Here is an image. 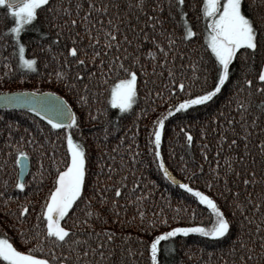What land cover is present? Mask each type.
I'll return each instance as SVG.
<instances>
[{
  "label": "snow or ice",
  "instance_id": "snow-or-ice-1",
  "mask_svg": "<svg viewBox=\"0 0 264 264\" xmlns=\"http://www.w3.org/2000/svg\"><path fill=\"white\" fill-rule=\"evenodd\" d=\"M0 7L11 18L6 34L0 37L3 50L11 47L10 55L0 52L3 76H19L21 81L29 75L47 76L66 90L64 95L36 87L0 90V108L23 109L25 115L34 114L46 122L42 126L31 116L29 127L11 119L5 122V143L15 151L18 168L11 184L8 178L0 184V264H137L136 257L145 252L150 264H162L161 242L189 234L212 238L218 244L227 241L220 249V264H264V0H0ZM189 10L195 13L196 23L203 25L199 48L193 44L198 33ZM29 32L35 35L23 40V34ZM33 44L44 54L43 73L40 57L26 55V48ZM236 60L240 74L233 80L231 66ZM201 78L207 86L191 94L188 81ZM226 82L232 86L224 103L199 130L206 138L210 124L217 133L216 163H209L207 173L198 165L189 177L192 183L182 182L162 158L166 119L190 106L214 103L224 95ZM186 90V98L169 104L151 121L148 151L151 164L165 180L205 206L211 223H195L193 210L192 223L158 231L146 240L144 236L166 225L168 219L146 218L143 202L151 189L131 198L140 187L139 178L127 183L123 155L119 167L114 166L116 146L109 149L107 141L120 126L109 113L112 109L135 112L139 119L155 111L157 101ZM141 100L143 108H139ZM85 111L88 120L100 124L95 180L90 179L88 148L72 131L80 127ZM5 115L8 113L0 115V122ZM57 130L66 145L59 160L51 138ZM180 131L191 144L192 132ZM124 140L120 136L119 143ZM24 145L39 157L37 170L27 183L24 173L31 153ZM125 148L131 159L127 166L133 171L138 163L145 168L139 144L136 151L132 142ZM201 151L208 160V145ZM45 156L50 157L49 167L55 174L43 199L37 200L33 195L39 196L46 173L51 175L44 166ZM0 169L7 171L6 164H0ZM188 171L186 164L181 167V172ZM197 174L204 178L207 189L218 190L223 205L196 186ZM114 177V183L106 182ZM33 184L34 191H30ZM130 206H134L131 216ZM175 211L179 218L181 209ZM133 227L138 230L136 235L126 231Z\"/></svg>",
  "mask_w": 264,
  "mask_h": 264
},
{
  "label": "trees",
  "instance_id": "trees-1",
  "mask_svg": "<svg viewBox=\"0 0 264 264\" xmlns=\"http://www.w3.org/2000/svg\"><path fill=\"white\" fill-rule=\"evenodd\" d=\"M6 10L3 7H0V37H3L5 33V28L10 26L11 19L5 15ZM190 21L194 25V30L197 31V38L194 40L193 44L199 48L203 40V25L202 23H196L195 13L189 10ZM35 35L34 33L23 34V40L27 41L31 36ZM193 45H189L192 47ZM0 52L3 55H10L11 47L6 51L3 50L2 44H0ZM205 60H208L207 53H203ZM26 55L30 58L32 55H37L40 57L41 66L40 73L45 72L43 67L44 54L40 53L35 45H29L26 48ZM179 63V59L177 60ZM209 67H211V62L209 61ZM203 68L204 65H201ZM51 70L50 68L48 69ZM232 79L235 80L236 76L240 74V62L236 60L231 66ZM188 84L191 86V94H197L199 90L207 85L204 84L203 78L197 80L195 83L188 81ZM212 81L209 79L208 85H211ZM231 82H226L224 86V95L220 96L214 103L209 104L207 107L203 105L190 106L189 109L173 113L171 117L166 119L165 127L162 134V143H161V154L162 158L165 160L166 165L169 167V170L177 177L178 180L182 182L192 183L189 179L192 172H196L197 166L202 164L204 172H208L209 163L215 164L216 161L213 159V152H215V137L216 132L212 131V125L207 126L208 136L201 137L199 130L203 123L208 120L209 116L219 109V107L224 103L225 96L228 95V89L231 88ZM20 87H36L40 90H52L56 91L60 95H64V89L60 88L54 81L48 80L47 76L41 75H29V77L21 81L19 76H3L2 64H0V90H15ZM188 95L187 90L181 92L179 95L168 98L164 101H157L155 106V111H149L147 116H140L139 119L136 118L135 112L132 113H119L118 109L110 110L109 116L111 119L119 121V130L113 132L107 141L108 148L111 149L113 146H116L117 160L114 162V166L119 167V158L120 155L124 156L127 164L131 163L130 157L126 153L125 145L129 142L133 143V151H136V143L139 144V150L141 151L140 159L144 161L145 168H141L138 163L135 166V170L131 167H126L124 171L128 173L127 183L131 185L135 182V178H139L140 187H137L134 192H132L131 198L141 194L142 190L151 189L149 196L143 202V210L146 213V218H154L162 220L165 217L168 219L166 225H159L155 231L150 232L148 235L144 236L147 240L150 236L155 235L158 231H166L168 228L176 225H187L193 222L191 213L195 210V223H204L205 225L211 223L210 215L205 209V206L200 205L195 198L187 193L185 190L180 189L178 185H172L170 181L164 179L163 174L158 171L154 164H151L152 154L148 151L147 145V132L151 129V121L157 119L160 114L165 112L169 104H175L181 98H186ZM69 100L70 103H73V98L71 95L65 97ZM135 107V106H134ZM144 107L143 100L139 103V108ZM74 108L79 111V106L74 105ZM26 110L18 109H0V115L8 113L5 115L4 122H0V164H6L7 171L0 169V184H2L3 179L8 178L9 183L15 179V170L18 168L14 164L15 160V151L10 150L5 140L7 138V130L5 129V122L9 119L14 121H19L23 126L29 127L33 124V119L29 116L35 118L42 126L46 125V122L41 118L34 117V114L25 115ZM225 114L228 115L227 109H225ZM132 125L131 128L128 126ZM138 125V127H137ZM50 127V126H48ZM100 124L98 121H90L87 119L86 111L81 117V124L78 129H74L73 136L74 138L81 139L88 148V153L90 157V179H96V161L100 156L99 150L96 148V136L99 134ZM128 129L124 131V129ZM181 128H184L185 131H191L193 135V140L191 144H188L183 136V133L180 131ZM47 131V127H46ZM136 133V135H131ZM120 136H124L125 140L123 143H119ZM61 133L57 130L53 133L52 139L55 141V148L58 149L56 152V158L59 160L64 156L66 145L62 141ZM16 143L15 139L12 141ZM205 144L211 149L208 155V160L203 159L202 149L205 148ZM50 150L52 145L47 146ZM24 150L31 153L29 156V169L25 176V181L31 179L32 174L37 170V160L39 159L38 155L32 151L27 145H24ZM5 154L7 155V161H5ZM183 157V160H181ZM49 156L44 157V166L49 170L51 175L46 173V179L44 181V190L39 193V196L33 195V199H43L44 192L52 184V176L55 174V169L49 167ZM187 165V168L190 170L188 172H181V167ZM120 175V173H117ZM154 181L155 184L149 183ZM108 183H114L113 181H106ZM196 186L200 187L201 190L208 192L210 195H213L214 198H217L221 205H223V197L216 195L217 189L214 187L209 190L204 186V178L197 174V179L195 180ZM35 184H33L30 191H34ZM111 195V193H109ZM255 195V194H254ZM123 203V200H121ZM133 207L130 206L128 209V215L133 214ZM179 207L181 211L179 212L177 218L176 208ZM187 209V211H184ZM228 211L227 208L224 209ZM154 213H158V216H154ZM139 217H137V220ZM126 231H131L133 235H136L138 230L133 227L126 229ZM144 235L143 233H139ZM224 244H227V241H224ZM224 244H218L212 238H206L198 234H189L187 237L178 235L177 237L170 238L168 242H161V247L164 249L160 256L162 264H207L210 260L211 264H220L222 259L220 254V249ZM18 247H23L22 244L17 242ZM213 253L209 257L208 253ZM137 264H150V260L147 252L143 255H138L136 257Z\"/></svg>",
  "mask_w": 264,
  "mask_h": 264
},
{
  "label": "water",
  "instance_id": "water-1",
  "mask_svg": "<svg viewBox=\"0 0 264 264\" xmlns=\"http://www.w3.org/2000/svg\"><path fill=\"white\" fill-rule=\"evenodd\" d=\"M0 109H1V108H0ZM26 172H27V170H26V171H25V173H24V177H25V176H26V174H27Z\"/></svg>",
  "mask_w": 264,
  "mask_h": 264
},
{
  "label": "rangeland",
  "instance_id": "rangeland-1",
  "mask_svg": "<svg viewBox=\"0 0 264 264\" xmlns=\"http://www.w3.org/2000/svg\"><path fill=\"white\" fill-rule=\"evenodd\" d=\"M11 19V18H10Z\"/></svg>",
  "mask_w": 264,
  "mask_h": 264
}]
</instances>
